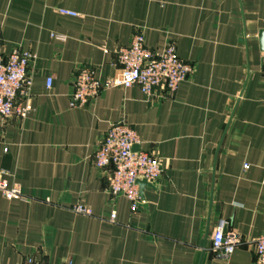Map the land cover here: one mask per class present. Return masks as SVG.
<instances>
[{
  "label": "crops",
  "instance_id": "obj_1",
  "mask_svg": "<svg viewBox=\"0 0 264 264\" xmlns=\"http://www.w3.org/2000/svg\"><path fill=\"white\" fill-rule=\"evenodd\" d=\"M135 29L154 50L173 41L193 64L188 77L170 95L117 86L70 106L76 70L113 74ZM263 30L264 0H0L3 51L35 53L30 93L16 98L26 113L0 116V178L25 196L0 193V264H254L264 233ZM118 120L162 167L134 212L93 164ZM219 220L239 237L226 257L210 248Z\"/></svg>",
  "mask_w": 264,
  "mask_h": 264
},
{
  "label": "built area",
  "instance_id": "obj_2",
  "mask_svg": "<svg viewBox=\"0 0 264 264\" xmlns=\"http://www.w3.org/2000/svg\"><path fill=\"white\" fill-rule=\"evenodd\" d=\"M62 13L76 15L77 12L60 7ZM56 39H64L58 33H51ZM118 68L111 75L101 74L92 65L79 67L72 80L69 97L70 106H82L95 97L101 90L109 87H129L137 85L147 96L170 95L180 81L186 79L193 70L191 62L183 60L176 52L175 43L168 41L160 50L146 46L141 29H135L128 44L116 49ZM35 60V53L14 45L4 52L0 37V116L13 114L23 116L27 106L17 102L18 94L29 95L31 85L30 65ZM51 76L46 77L49 87ZM137 146V149H134ZM6 150V148H5ZM93 164L107 170V189L111 197L122 195L130 202L132 212L142 202L138 181L145 180L153 184L162 174L160 161L149 151L140 147V139L133 127L125 120L112 122L98 147L93 153ZM245 168L248 164L244 165ZM1 173V172H0ZM0 193L7 199L21 198L18 184L7 186L0 178ZM79 214H90V210L80 204L72 207ZM116 211L112 209L107 220L114 222ZM225 221L219 220L210 238L211 250L219 256H228L239 243L237 234H225ZM254 264H264V233L254 243ZM23 264H43L32 256L23 260ZM62 264H72L67 260Z\"/></svg>",
  "mask_w": 264,
  "mask_h": 264
},
{
  "label": "water",
  "instance_id": "obj_3",
  "mask_svg": "<svg viewBox=\"0 0 264 264\" xmlns=\"http://www.w3.org/2000/svg\"><path fill=\"white\" fill-rule=\"evenodd\" d=\"M260 39H261V43L264 45V30L261 31L260 34ZM134 149H137V146H134ZM139 185H140V194L142 193V188L147 184L145 180H140L138 181Z\"/></svg>",
  "mask_w": 264,
  "mask_h": 264
}]
</instances>
